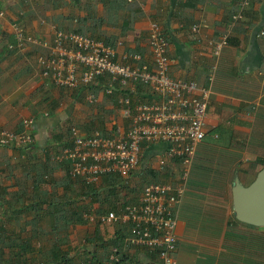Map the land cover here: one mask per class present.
<instances>
[{
    "label": "crops",
    "instance_id": "1",
    "mask_svg": "<svg viewBox=\"0 0 264 264\" xmlns=\"http://www.w3.org/2000/svg\"><path fill=\"white\" fill-rule=\"evenodd\" d=\"M0 12V129L20 131L23 119L33 120L29 146L0 147V264L104 262L117 247L110 240L125 231L84 217L134 204L144 185H175L181 174L180 158L158 170L163 146L145 144L127 186L113 176L91 186L70 178L69 165L55 160L69 145V127L83 136L122 133L128 121L120 99L146 102L148 90L129 83L107 96L103 79L84 88L58 87L39 74L35 56L42 50L8 49L12 26L40 41L51 39L54 26L105 42L116 60L136 53L150 62L151 22L168 44L169 77L193 81L209 94L205 136L176 214L175 264H261L257 235L263 229L230 223L234 186H248L264 169V37H258L264 0L243 6L242 0H0ZM223 38L216 59L211 47ZM121 248L118 264H158L154 253Z\"/></svg>",
    "mask_w": 264,
    "mask_h": 264
},
{
    "label": "built area",
    "instance_id": "2",
    "mask_svg": "<svg viewBox=\"0 0 264 264\" xmlns=\"http://www.w3.org/2000/svg\"><path fill=\"white\" fill-rule=\"evenodd\" d=\"M132 1L125 0L126 3ZM246 4L247 0H242V6ZM239 17L240 10L231 20ZM0 18H3L2 12ZM50 30L51 39L40 41L26 36L21 28L13 25L14 43L8 45V49L22 51L32 45L42 50L35 56L39 74L58 87L84 88L103 79L102 94L107 96L129 83L148 90L146 102H131L128 97L120 99L122 115L128 121L122 133L106 137L93 132L83 136L75 127H69V145L55 160L69 165L70 178H82L85 185L91 186L103 176H113L119 179L120 186H127L139 168L145 144L163 146L156 159L158 170L174 158H180L178 184L148 183L142 187L136 203L124 204L98 216L86 215L84 219L94 225L124 228L122 251L138 248L154 253L158 264H175L176 214L196 146L205 136L208 90L193 81L169 77L168 44L155 22L150 23L146 34L150 62L136 53L122 54L121 59L116 60L113 48L90 36L61 31L54 26H50ZM191 31L197 32V26ZM258 37H264V32H259ZM224 44V38L212 44L214 57L217 58ZM261 62L264 64V55ZM32 123L31 118L23 119L20 131L0 129V147L29 146ZM118 251L116 247L111 248L107 262L102 264H117Z\"/></svg>",
    "mask_w": 264,
    "mask_h": 264
},
{
    "label": "water",
    "instance_id": "3",
    "mask_svg": "<svg viewBox=\"0 0 264 264\" xmlns=\"http://www.w3.org/2000/svg\"><path fill=\"white\" fill-rule=\"evenodd\" d=\"M232 214L236 221L253 227H264V169L246 187L234 186Z\"/></svg>",
    "mask_w": 264,
    "mask_h": 264
},
{
    "label": "trees",
    "instance_id": "4",
    "mask_svg": "<svg viewBox=\"0 0 264 264\" xmlns=\"http://www.w3.org/2000/svg\"><path fill=\"white\" fill-rule=\"evenodd\" d=\"M105 43V42H104ZM148 170H143V173H145V172H147ZM120 184V183H119ZM230 224H241V223H239V222H237L233 217H231V223ZM124 231H125V229L124 228H122ZM258 237H259V241H261V242H263V243H261V244H263V246H264V234H262V233H259L258 235H257ZM123 236H121V237H115V238H112L111 240H110V242H109V244H111V245H114V246H117L116 248L119 250L121 247H119L120 246V244H121V238H122ZM120 240V244L118 245V242H119V240ZM121 253L119 252V254H118V256L120 255ZM70 264H73V263H70ZM78 264V263H77ZM80 264H100V262H96V261H94V262H88V261H84V262H80Z\"/></svg>",
    "mask_w": 264,
    "mask_h": 264
},
{
    "label": "clouds",
    "instance_id": "5",
    "mask_svg": "<svg viewBox=\"0 0 264 264\" xmlns=\"http://www.w3.org/2000/svg\"><path fill=\"white\" fill-rule=\"evenodd\" d=\"M192 32V31H191ZM192 33H194V34H197L198 33V31L197 32H192ZM225 40V39H224ZM215 43V42H214ZM225 45V44H224ZM219 55V54H218ZM218 57V56H217ZM217 59V58H216ZM120 183V182H119ZM233 215V214H232ZM233 217V216H232ZM234 218V217H233ZM238 222V221H237ZM240 223V222H239ZM241 224H243V223H241ZM253 227V226H252ZM256 228V227H255ZM257 228H262L263 230H264V227H257ZM262 234H263V231H262ZM122 249V248H121ZM118 254H119V251H118ZM107 258H108V255L106 256V259H105V261L104 262H107ZM119 260H120V258H119V256H118V263H119ZM104 262H100V264H102V263H104ZM117 263V264H118Z\"/></svg>",
    "mask_w": 264,
    "mask_h": 264
},
{
    "label": "rangeland",
    "instance_id": "6",
    "mask_svg": "<svg viewBox=\"0 0 264 264\" xmlns=\"http://www.w3.org/2000/svg\"><path fill=\"white\" fill-rule=\"evenodd\" d=\"M131 180V179H130ZM243 226H245L246 228H253L252 226H250V225H246V224H244Z\"/></svg>",
    "mask_w": 264,
    "mask_h": 264
}]
</instances>
